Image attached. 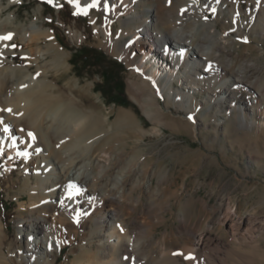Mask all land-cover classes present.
Segmentation results:
<instances>
[{"label": "rangeland", "instance_id": "1", "mask_svg": "<svg viewBox=\"0 0 264 264\" xmlns=\"http://www.w3.org/2000/svg\"><path fill=\"white\" fill-rule=\"evenodd\" d=\"M62 1L59 9L54 0H23L9 7V0H3L7 6L3 17L12 13L26 27L37 22L55 33L51 41L42 40L32 47L17 39L16 52L9 56L13 61L6 67L12 65L20 73L24 70L38 76V80L46 79L61 95L59 102L68 107L71 99L78 102L72 111L86 116L88 132L93 133L87 141L69 149L68 155L78 165L91 162L95 173L99 164L109 167L101 185L106 187L109 178L125 170L128 191L120 193L124 197L115 208L122 222L115 225L128 231L131 241L140 242L136 256L147 257L148 264H162L165 254L192 248L195 235L206 233L224 243L222 264H264V230H259L253 240L245 235L234 239L228 233L227 222L243 218L255 220L258 226L264 222V35L258 30L260 23L255 19L251 22L254 1L240 0V10L234 18L230 10L235 0H220L219 11L207 10L205 18L216 24L218 33L225 37L222 60L227 67L232 64L228 69L244 66L246 82L258 80L259 104L254 108L246 106L237 115L228 111L230 102L218 113L206 101L205 91L194 94L191 107L185 106L186 100L182 103L159 95L162 114L155 121L145 115L131 95L130 83L145 79L150 72L139 70L142 58L147 65L156 61L155 68L167 67L169 58L160 54L149 59L135 45L131 47L130 60L124 58L132 41V31L124 32L128 16L124 5L120 6V21L95 7L89 14L76 12L70 2ZM76 31L83 33V40L75 36ZM38 46L43 50L56 47L64 56L65 67H45V62L30 64L23 51ZM55 54L51 49L46 57L52 60ZM245 94L239 95L238 101L246 98ZM243 114L255 122L252 127L242 126ZM71 137L65 140L66 144L72 142ZM64 145L58 144L59 149H65ZM27 172L17 151L10 147L2 150L0 245L7 254L0 251L2 257H9L15 246L20 248L19 253L23 252L25 239L20 222L36 211L28 193V186L32 185L28 178L36 182L37 177ZM87 225L85 221L70 229L72 242L68 239L62 248L53 250L54 264H78L86 256L98 258L99 252L107 253L113 248L114 257L124 259L123 242L113 237L110 245L107 240L100 243L97 235L87 237ZM74 231H78V236ZM44 258L39 264H47ZM13 260L16 264H34L16 255ZM104 262L91 259L92 264Z\"/></svg>", "mask_w": 264, "mask_h": 264}, {"label": "bare ground", "instance_id": "2", "mask_svg": "<svg viewBox=\"0 0 264 264\" xmlns=\"http://www.w3.org/2000/svg\"><path fill=\"white\" fill-rule=\"evenodd\" d=\"M22 1L9 0L7 6ZM67 1L76 12L89 14L95 7L114 18H120V21V6L124 5L128 8L124 32L132 31V41L124 53V58L129 61L132 57V45L143 55L147 53L149 59L160 54L169 58L170 64L165 68H155L156 61L147 65L146 59L142 58L138 65L139 70L150 72L145 79L137 78L130 83L131 95L152 121L159 119L162 114L157 100L159 95L182 103L186 100L185 106L191 107L194 94L205 91L206 101L209 105L213 104L218 113L224 109L226 102L232 104L228 111L237 114L238 110L242 113L246 106L254 108L261 101L257 97L260 94L256 89L259 86L258 80L247 83L244 66L228 69L232 64L227 67L222 60L225 37L218 33L216 24L205 18L207 10L219 11L220 0H203L200 3L197 0ZM239 1L235 0L236 4L230 10L234 18L240 10ZM250 1H254L251 22L254 19L258 21V30L264 35V0ZM54 4L60 9L63 1L54 0ZM7 6L0 0V37L11 34L10 40H0V67L3 68L0 71V153L9 147L17 151L18 157H22L25 164L26 173L27 170L31 172L37 177V181L28 178L32 181V185L28 186V193L34 201L36 211L31 213L29 219L23 218L20 222L25 239L24 250L19 253L20 248L15 246L9 257L0 256V264H16L13 260L15 255L31 260L34 264H39L45 256L47 264H54L53 250L62 248L66 240L71 241L70 229H76L79 223L83 224L85 221L88 222L87 227L89 226L87 237L97 235L100 243L107 240L110 245L113 237H116L125 244L126 250L124 259H116L113 248L112 251L104 252L105 254L99 252L98 258L86 256L78 264H92L91 259L104 260L102 264H148L147 257L142 259L136 256L140 251V242L131 241L129 232L119 230L115 225L117 221L122 222L116 209V205L120 206L124 197L120 193L126 194L128 191L125 170L109 178L110 183L104 187L100 182L105 178L109 167L99 164L100 169L95 173L91 162L78 165L74 157L68 155L69 149H73L78 142L87 141L93 133L88 132L90 126L87 121L85 123L86 116L72 111L71 107H78V102L71 99L68 107L59 102L61 95L56 94L55 86L46 79L38 80V76L24 70L20 73L12 65L6 67L9 61H13L9 56L16 52V47L13 49L11 45H15L17 39L27 47H32L42 40L51 41L55 36L51 29H45L37 22L26 27L18 23L12 13L3 17ZM75 36L79 40L84 39L83 33L78 31ZM51 49L56 54L52 60H48L46 54ZM23 53L30 64L45 62V67H65L64 56L54 46L48 50L38 46ZM242 93H246V98L238 101ZM241 120L242 126L252 127L255 124L247 114H243ZM45 121L49 122L47 126ZM5 127L9 128V132L4 131ZM27 130L35 132L31 131L32 136H29L30 131ZM70 136L73 140L66 144L65 140ZM58 144H65V149H59ZM56 216L61 219L57 220ZM68 220L71 221L70 225L67 224ZM227 222L228 233L234 239H238L240 235L252 239L259 230H264V222L258 226L251 218L228 219ZM74 233L78 236V231ZM224 248L225 245L220 239L200 233L195 235L192 248H183L177 254H165L161 263L182 264L183 260L188 264H222L225 261ZM0 251L4 252L3 244L0 245ZM3 254L7 255L5 252Z\"/></svg>", "mask_w": 264, "mask_h": 264}, {"label": "snow or ice", "instance_id": "3", "mask_svg": "<svg viewBox=\"0 0 264 264\" xmlns=\"http://www.w3.org/2000/svg\"><path fill=\"white\" fill-rule=\"evenodd\" d=\"M11 39V34H9L8 36H3V37H0V40H10ZM246 42V41H245ZM11 47L14 49L16 46L15 45H11ZM8 111H11L10 109ZM4 131L5 132H9V128L5 127L4 128ZM29 136H32V133H29L28 134Z\"/></svg>", "mask_w": 264, "mask_h": 264}, {"label": "trees", "instance_id": "4", "mask_svg": "<svg viewBox=\"0 0 264 264\" xmlns=\"http://www.w3.org/2000/svg\"><path fill=\"white\" fill-rule=\"evenodd\" d=\"M106 95H108L107 93H105ZM109 96V95H108Z\"/></svg>", "mask_w": 264, "mask_h": 264}]
</instances>
